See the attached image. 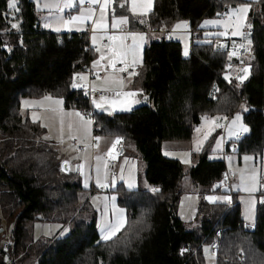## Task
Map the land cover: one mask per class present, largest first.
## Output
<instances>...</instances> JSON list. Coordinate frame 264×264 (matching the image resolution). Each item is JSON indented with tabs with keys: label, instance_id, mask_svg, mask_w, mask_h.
<instances>
[{
	"label": "trees",
	"instance_id": "1",
	"mask_svg": "<svg viewBox=\"0 0 264 264\" xmlns=\"http://www.w3.org/2000/svg\"><path fill=\"white\" fill-rule=\"evenodd\" d=\"M241 3L251 5L252 41L250 74L242 84L237 80L242 70L229 71V80L223 77L238 60L211 41L204 42L198 27L202 19ZM17 7L20 11L14 12L8 0H0V204L13 224L6 250L0 232V264H16L28 257L35 264H207L205 243L218 245L214 247L217 264H244L234 260L240 248H251L264 264L262 200L252 229L243 226L235 194L231 201L204 200L205 193H225L220 188L225 164L208 157L218 131L201 150L192 151L193 164L187 169L161 152L164 141H191L202 117H230L238 111L250 131L238 140L237 153L261 152L264 0H154L143 27L167 30L178 20L189 21L190 52L184 56L177 40H150L143 48L142 65L134 70L138 75L131 81L148 97L147 102L128 112L93 113L94 135L122 137L134 145L145 162L146 180L159 189L129 190L119 185L115 191L126 209V224L107 241L100 239L95 211L83 194L86 189L79 179L62 172L54 141L46 139L45 129L21 108L22 99L43 96L61 97L64 108L86 107L80 90L72 87V78L97 53L86 33L56 34L41 26L33 1L18 0ZM16 22L19 28L13 29ZM242 105L249 110L243 111ZM187 176L200 197L199 224L189 230L177 214L181 181ZM261 195L264 198L263 191ZM37 220L61 222L69 232L36 241L27 225ZM4 255L11 258L9 263Z\"/></svg>",
	"mask_w": 264,
	"mask_h": 264
},
{
	"label": "rangeland",
	"instance_id": "2",
	"mask_svg": "<svg viewBox=\"0 0 264 264\" xmlns=\"http://www.w3.org/2000/svg\"><path fill=\"white\" fill-rule=\"evenodd\" d=\"M34 3L35 10L39 14V22L50 25L48 28L51 29L52 32L56 34L60 33H86L89 38V42L92 47L95 49L96 53L105 54L104 46L102 45V39L104 36H108L103 34V31L108 29H97L95 32L96 42L93 44V22L91 20L85 22L84 24H66L65 21L69 19L71 16H77L80 14L81 8L86 9L83 5L81 6L79 3H74L72 8H66L63 12H60L56 9L55 5L57 3L60 4V7H63L64 0H47V2L52 6L50 9L38 7L36 0H31ZM45 0H41V4H43ZM102 2V0H101ZM247 4V3H241ZM238 5V6H239ZM92 6V5H91ZM9 8V7H8ZM91 8V7H90ZM112 17H113V10H114V2L110 5ZM129 8V5H128ZM129 11V10H128ZM130 12V11H129ZM100 14V7L93 16V20L98 19ZM70 15V16H69ZM148 15V14H147ZM145 15V16H147ZM105 16L106 20L105 23L108 22V11L105 9ZM116 16V15H115ZM227 17H220V18H206L202 21V24L205 20H222L227 21ZM113 21V19H112ZM111 21V24H112ZM179 23V22H177ZM176 23V24H177ZM126 32L120 33L119 38L124 39H117L114 44V49L118 48L121 44L126 45L125 38L128 39L127 45H132L133 37L128 36L127 33L134 32V33H142L144 34V41L140 43V47L137 50V55L133 57L131 54L128 56V61H132L134 58L136 59L137 63L134 66V70L137 72L138 68L142 65L143 60V47L146 41V32L145 31H138V30H128L126 26ZM204 27L214 28L215 33L221 32H228V35H220L223 38H235L240 39L242 44H246V41L241 37H233L231 32L234 30L233 27L229 26L225 28L223 24L217 25H207ZM60 28V31L57 32L55 29ZM112 28V27H111ZM80 29V30H78ZM113 29V28H112ZM119 29V28H117ZM231 30V32H229ZM243 32L248 33L247 27L245 26L242 29ZM173 30L166 31L165 36L177 37L181 40L182 50L184 52L185 46H187L188 51L190 52V43H189V35L185 34H178L174 36ZM137 42L139 43V37H136ZM236 48L235 52L240 59V66L233 65L230 69L227 68L228 71L223 73V77L229 80L230 72L234 70H242L245 67H248L247 63L249 61V53H247L243 48L240 46ZM99 48L100 51L96 49ZM234 50H230L228 54L230 55L231 52ZM244 60L243 62H241ZM134 71V73H135ZM230 71V72H229ZM243 72V71H242ZM238 75V71L236 72V76ZM245 75L243 72L242 76ZM240 76V75H238ZM237 76V77H238ZM107 78V79H105ZM115 79L117 81L123 80V85L120 83H113L112 80ZM133 76L122 77L120 74H109L105 73L102 79H93L92 86L100 91L106 93H114V97H108L109 101L117 100V101H124L126 99H132L129 97H125L123 95L116 96L117 92H139L141 89L139 87H135L131 85V81ZM104 89H107L105 91ZM144 94L135 97V99H143ZM46 97V96H43ZM52 97L51 100H43L35 98H27L21 100V108L23 110L30 109V118L32 121H37L39 124L45 129L46 133L44 137L51 139L55 142L58 157L60 159L61 165L63 162H67L68 167H70V171L72 174L75 175L77 179H79L81 185L86 189L83 192L84 197L88 198L89 204L91 208L95 211L96 216V227L99 233L100 239H102V232H101V225L107 224L109 222L116 223L117 219L119 218L124 226L126 224V209L121 206L117 201V192L115 191L118 186H122L126 189L133 190V189H148L152 190L154 187L146 180L144 176L145 172V162L140 158L136 148L131 143H127L121 141L119 144L116 145L115 149H112V145L115 142L117 136L107 135V136H97L93 133V123L91 125H85L81 120L80 117L76 116L75 113L79 112V110L75 108H64L62 105H57L54 103L55 100H62L63 99L59 96H50ZM25 101L29 102L25 105ZM93 104V103H92ZM143 104V103H141ZM141 104H136L134 107L139 106ZM94 106V105H93ZM34 107H38V110H34ZM133 107V108H134ZM96 110L98 109L94 106ZM105 108H109L110 113H117V112H128V111H120L117 106H114L111 103H106ZM52 109H55L53 111ZM62 109V111H61ZM238 112H234L233 115L227 117L228 119H222V121H226V129H225V136L224 139L229 141L228 139L231 136L229 132V121L233 116H235ZM33 114H35L38 119H33ZM215 117V116H213ZM212 117V118H213ZM220 117V116H219ZM85 119H91V117H85ZM63 122V123H61ZM93 122V120H92ZM69 124L72 125V128H69ZM213 127L212 119L208 120H200L198 128L194 130L193 139L191 141L182 142V141H164L161 146V152L165 157L174 158L179 160L184 167L187 169L193 164V158L191 151H196L199 142H205L206 139L202 140L199 137H203L206 132ZM61 128H63V135L61 136ZM200 129V131H197ZM217 132L216 129L211 131V134L208 136L210 138L211 135ZM199 133V136H197ZM71 137H76V139H71ZM99 137L100 139L97 141L95 138ZM222 138V137H221ZM234 138V137H232ZM220 140L219 135L216 136L215 140L210 144V148L213 150L216 148L217 141ZM221 150L223 144V138L221 139ZM72 141H76L78 144L82 145L84 148L82 151H77L75 147L72 145ZM93 143V145H92ZM112 149V155H108L109 150ZM208 153L209 159H217L219 157V151H213ZM171 153V155H165V153ZM245 156L253 157L252 160L246 161L244 159ZM101 157L99 161L95 158ZM115 157V158H113ZM231 159H227V169H230L233 172L234 177L229 180V185L227 183L221 181L220 188L222 191L231 192L237 196V200L240 203V213L243 219V226L245 229H252V227H247L250 223L249 220L245 219V215L249 210H252L254 214V221L256 218V207L258 201L262 200L261 192H264V185H262L261 180L264 178V146L260 153L255 155L253 152H244L242 154H231ZM187 160L189 163H184ZM114 162L115 169L117 170V175L111 176L109 172V163ZM107 164V167H105ZM83 165L81 169L80 166ZM97 167L99 168V172H97ZM63 169H66L62 165ZM243 175V180L241 176ZM97 179L101 184H107L108 187L101 188L97 185ZM114 183V187L112 186ZM85 182H87V187L85 186ZM132 184L133 187L129 188L128 185ZM255 186L258 190L254 193H249L244 191V188H250ZM181 189L182 193L179 197L178 204H177V214L183 220L184 225L187 230L196 227L199 224L200 217L198 215V205L200 197L195 193L194 187L189 181V177H184L181 181ZM221 191V192H222ZM225 193H205L204 200L209 203L225 201L223 199H216L210 200L209 197L215 198H222L226 197ZM115 198L114 200L112 198ZM1 199V194H0ZM254 202V203H253ZM118 210H123V212H119ZM13 228L12 220L8 219L2 209L0 204V232L2 231V236L0 238L4 239L1 241V246L4 241L9 243L11 231ZM27 230L29 232V236L32 237L34 240H44L51 238L53 236L59 235L64 236L69 232V227L64 225L58 221H42L37 220L31 222V225H27ZM219 232L217 230V240ZM103 240V239H102ZM216 242V241H215ZM212 243H205L202 246L203 256L207 264H217V258L219 257L216 254L215 248L218 246H213ZM215 247V248H214ZM207 249V251H206ZM218 256V257H217ZM234 260L236 262L243 261L244 264H263L260 263V259L262 258L261 255H257L251 248H240L235 253ZM227 257L223 256V260H226ZM11 258L8 255H4V261L9 263ZM222 260V259H221ZM33 259L28 257L20 262H16V264H35L32 262Z\"/></svg>",
	"mask_w": 264,
	"mask_h": 264
},
{
	"label": "snow or ice",
	"instance_id": "3",
	"mask_svg": "<svg viewBox=\"0 0 264 264\" xmlns=\"http://www.w3.org/2000/svg\"><path fill=\"white\" fill-rule=\"evenodd\" d=\"M114 2V0H64V4L63 7H60V4L57 3L55 5L56 9L60 12H63L64 9L66 8H72L74 6V3H79L81 6L84 5L85 3L90 4V5H99L100 7V16L98 19L93 20V16L95 15V8H88V9H83L81 8L80 10V14L77 16H71L67 21H65L66 24H84L85 22L91 20L93 22V44H95L96 42V36H95V32L97 29H105L107 28V24L105 23L106 20V16H105V9L108 8L109 5H111ZM36 3L38 5V7H42V8H48L50 9L52 6L47 2V0H45V2L43 4H41V0H36ZM153 3L154 0H124L123 3H121L119 6L120 7H125L130 5V7L128 8V10L130 11V13L132 14L133 17H142L147 15L149 12L152 11V7H153ZM18 4V0H8V7L10 9H13L14 12H19L20 9L17 7ZM251 5L250 4H242L239 5L235 8H231L229 9L228 12L226 13H218V16H226L228 19L227 21H222V20H205L203 22V24L201 25V27L207 26V25H217V24H223L225 26V28H228L229 26L233 27L234 30L231 32V35L233 37H241L242 39H244L246 41V44H242L240 45L241 48H243L247 53H251V45H252V41L250 39V31L248 33H245L242 31V29L246 26L249 30L251 29V25L247 24V14L250 11ZM129 22V17L128 16H121V17H115L114 14V10H113V21L111 24V27L113 29H117L120 28L121 25L127 24ZM138 22L140 23H144L145 21L143 19H140ZM45 27H49L50 25L45 24ZM11 27L13 29H18L19 28V22L16 23H12ZM188 27V23L187 21H181L179 23H177L174 28H173V32H175L177 29H181V28H187ZM57 32L60 31V28L55 29ZM80 30V29H78ZM128 36H132L133 37V43L132 45H123L121 44L118 48L116 49H112L109 48L108 51L112 53V57H109V66L112 68L113 70V74H115L116 72H127L128 68L130 66H135L137 61L134 58L132 61H128V56L131 54L133 57H135L137 55V50L140 47V43H142L144 41V34L142 33H134V32H129L127 33ZM216 35H228V32H221V33H216ZM136 37H139V43L136 40ZM108 39L110 41H114L117 39H124L122 38H118L115 36H109ZM221 47H223V45H221ZM97 51H100L99 48L96 49ZM184 56H188L189 55V51L187 46H185L184 52H183ZM237 52L233 51L230 53V58L231 56H236ZM105 57L103 55H101V60H103ZM118 62L124 63V67L122 68H117L116 64ZM94 66L100 63V60L94 61ZM108 66H105V69H107ZM242 71L245 73V75L243 76H238L237 79L240 81V83L242 84L244 82V80H246L248 78V75L250 74V66L249 67H245L244 69H242ZM133 75H138V73H134V72H129V76H133ZM79 76L80 79H85V77L82 74H76V76L73 77V83H72V87L73 88H80L82 87L81 84L76 82V77ZM97 78L99 79V74L97 73ZM107 79V78H105ZM113 83H120L121 85H123V80H112ZM239 86V85H238ZM93 91H96L97 89L93 88ZM105 91H107V89H104ZM86 95L88 94L87 92L85 93ZM142 90H140L139 92H117L116 96H120L123 95L125 97H129L132 99H126L124 101H117V100H112L109 101V98L107 96H101L99 97V100L97 99H93L92 103L93 105L98 108L101 109L103 111H108L107 108H105V104L106 103H111L114 106H117L119 108L120 111H132L134 105L136 104H141V103H146L148 100L147 96H143V99H135V97L142 95ZM45 100H51L52 97L50 96H46L44 97ZM25 105H27L29 102L25 101L24 102ZM55 104L57 105H62L63 101L62 100H55L54 101ZM243 111H248L249 109L242 105L241 106ZM53 111H55V109H52ZM62 111V109H61ZM76 116L80 117V120L85 124V125H91L92 124V120L91 119H85V115L86 114H81L79 112L75 113ZM33 119L36 120L38 119V117L33 114ZM208 117H202V120H208ZM212 122H213V127L209 130V132L205 133V139L208 138V136L211 134V131H214L215 128H219V127H225V125H221L218 123H215L216 120L219 119H225L227 120V117H213L211 118ZM63 123V122H61ZM229 132L231 134V136L235 137L236 139H239L242 135L248 133L250 131L249 127L247 125H245L243 123V117L241 115V113H237L235 116H233L231 118V120L229 121ZM69 128H72V125L69 124ZM197 131H200V129H197ZM63 135V128H61V136ZM71 139H76V137H71ZM47 139V137H46ZM97 141L100 139L99 137L95 138ZM122 137H117L115 142L112 145V149L116 148V145L119 144L122 141ZM202 141L199 142V145L197 147V151L200 150V146H202ZM221 143L222 140H218L217 144H216V148L213 149V151L218 150L221 147ZM112 149L109 150L108 155H112ZM165 155H171V153H165ZM115 158V157H113ZM97 161H99L101 159V157H96L95 158ZM229 159H231V157H229ZM244 159L246 161L248 160H252L253 157L250 156H245ZM67 163V162H65ZM184 163H189V161L185 160ZM105 167H107V164H105ZM80 168H83V165L80 166ZM97 172H99V168L97 167ZM241 179L243 180V175L241 176ZM114 181L112 186L114 187ZM97 185L101 188L104 187H108L109 185L107 184H101L99 182V179H97ZM85 186L87 187V182H85ZM129 188L133 187V185L130 183L128 185ZM153 191H159V189H152ZM246 192L249 193H254L256 192L258 189L253 186L250 188H244L243 189ZM113 200L115 199L114 197L112 198ZM208 199L210 200H216V199H223L225 201L229 200V197H222V198H215V197H209ZM254 203V202H253ZM261 203H264V200L261 201ZM119 212H123V210H118ZM245 219L249 220L250 223L248 225H246L247 227H254V214L252 212V210H249L246 215H245ZM124 227V223H122L120 221V219L118 218L116 223H107V224H102L101 225V232H102V239L107 241L112 239L113 237L116 236V234L118 232L121 231V229ZM207 251V249H206Z\"/></svg>",
	"mask_w": 264,
	"mask_h": 264
},
{
	"label": "built area",
	"instance_id": "4",
	"mask_svg": "<svg viewBox=\"0 0 264 264\" xmlns=\"http://www.w3.org/2000/svg\"><path fill=\"white\" fill-rule=\"evenodd\" d=\"M84 6H91L90 4L85 3ZM96 6V5H95ZM98 6V5H97ZM124 28L122 26H120L119 29L116 30H108L107 32V37L102 39V45L104 46L105 49V54H96L94 58H92L91 60L88 61L87 65L83 68V71L78 73V74H82L85 79H80L79 76L76 77V82L81 84L82 87L78 88L80 90V94L81 96L86 99V103L87 106L84 108H81L79 111L81 114H86L85 117H91L93 116V113L95 112V108L92 104V100L95 98L97 100H99V97L101 96H114V93H106L100 90H96L93 91L92 89L94 88L92 86V80L93 79H98L97 78V73L99 74V79H102L104 77L105 73H109V74H113V70L112 68L109 66V57H112V53L108 51L109 48L114 49L113 44L114 41H110L108 39L109 36H115L119 38V33H124L125 34ZM89 40V38H88ZM125 41L128 42V39L125 38ZM89 45L92 46L89 42ZM101 55H103L105 58L103 60H101ZM100 60V63L94 66V61ZM105 66H108L107 69H105ZM117 68H122L124 67V63L118 62L116 64ZM129 72H134V68L132 66H130L128 68L127 72H116L118 74H120L122 77H127L129 75ZM76 76V75H74ZM73 76V77H74ZM72 83H73V78H72ZM88 93L87 95L85 93ZM215 117H219V116H215ZM215 123L221 124V125H225V127H219L216 128V130L218 131V134L223 138V144H222V150H221V156H222V160L223 162H225L231 154H235L238 151V140H240L243 135L239 138L236 139L235 137L229 141H226L224 139L225 136V129H226V121H222V119L216 120ZM72 145H74L76 148L81 149L82 145L78 144L76 141H72ZM109 172L111 176H114L117 174V170L115 169V165L114 162H110L109 163ZM221 178L223 180V182L227 183V185H229V180L231 179V177L233 176V172L230 169H224V171L221 174ZM262 185H264V178H262L261 180ZM226 197H229V200L227 201H231L232 200V193L228 192L226 194ZM262 200H264V198H262ZM9 243H7L6 241H4L2 243V249H7Z\"/></svg>",
	"mask_w": 264,
	"mask_h": 264
},
{
	"label": "crops",
	"instance_id": "5",
	"mask_svg": "<svg viewBox=\"0 0 264 264\" xmlns=\"http://www.w3.org/2000/svg\"><path fill=\"white\" fill-rule=\"evenodd\" d=\"M246 1H257V0H246ZM124 2V0H114V14L116 15L115 17H121V16H128L129 17V22L127 23V24H124V26H126L127 27V29L128 30H138V31H145L146 32V41H145V43H144V46L150 41V40H159V39H161V38H163V37H165L166 39H173V40H177V41H179L180 43H181V40L179 39V38H177V37H171V36H165L164 34H165V32L166 31H172L173 30V28H174V26L176 25V23L177 22H181V21H186V20H178V21H176L174 24H172V26L170 27V28H168L167 30L164 28V29H158L157 31H155L154 29H151V28H149V27H143L144 25H145V22H146V16H142V17H133L132 16V14L128 11V6H125V7H120L119 5L121 4V3H123ZM84 6V5H83ZM238 5H236V6H230V7H228L227 8V10L224 12V13H226V12H228L229 11V9H231V8H235V7H237ZM85 7V6H84ZM95 8V13L97 12V10L99 9V5L97 6H95V5H92V6H86L85 8L86 9H88V8ZM129 7H130V5H129ZM107 11H108V22H107V25H108V29H106V30H104L103 31V34H105V35H107V32H108V30H116V29H112L111 28V21H112V19H113V17H112V12H111V8H110V5L108 6V8H107ZM38 16H39V14H38ZM70 16V15H69ZM99 16H100V14H99ZM98 16V17H99ZM216 18H220V17H224V16H215ZM70 18V17H69ZM209 18H214V17H209ZM140 19H143L145 22L144 23H140V22H138ZM204 19H206V18H204ZM204 19H202L200 22H199V25H198V27H199V29H202V35L200 36V37H203V41L204 42H209V41H211L213 44H214V46H216L217 48H220V49H225L226 50V52H227V55L230 57V55L228 54V52L232 49V50H236V48H238L239 49V47H237V46H240V43H242L241 42V40L240 39H235V38H223L222 36H220V35H216V33L214 32L215 31V29L214 28H208V27H201V25H202V21L204 20ZM68 20V19H67ZM138 23V26L136 27V26H133V25H135V23ZM40 23V22H39ZM187 23H188V27L185 29V28H181V29H177L175 32H173L172 34L174 35V36H176V35H178V34H185V33H187L188 35H189V43H190V45H191V36H192V30H191V28H190V25H189V21H187ZM45 24H46V18H45ZM45 24H42L41 23V26H43L44 28H46V29H49L48 27H45L44 25ZM247 24H249L248 23V14H247ZM123 27V26H122ZM49 30H51V29H49ZM124 30H125V28H124ZM214 30V31H213ZM247 32H251V30H249L248 28H247ZM126 32V31H125ZM229 32H231V30L229 31ZM66 33H71V32H66ZM120 34V33H119ZM120 36V35H119ZM106 36H104L103 38H105ZM250 37H251V33H250ZM117 40H115L114 41V44H115V42H116ZM125 43H126V45H127V43L128 42H126L125 41ZM114 44H113V47H114ZM221 45H223V47H221ZM144 48V47H143ZM190 48V47H189ZM105 50V49H104ZM182 52H183V50H182ZM99 54V53H98ZM249 57H250V54H249ZM231 58H236L237 60H238V64H237V66H240L242 63H240V59H241V57L239 58L238 56H231ZM244 60H242L241 62H243ZM98 80V79H97ZM238 80V79H237ZM93 81V80H92ZM239 81V80H238ZM107 97H114V96H107ZM43 98V100H45L44 99V97H42ZM42 98H40V99H42ZM39 98H35V100H38ZM39 108L38 107H34V110H38ZM25 111H27L28 112V115H30L31 116V114H30V109H26ZM209 119H210V121H211V118L212 117H208ZM196 128H198V126H196L195 127V129ZM194 129V130H195ZM216 129V128H215ZM216 133V132H215ZM193 135H194V131H193ZM193 135H192V138H191V140L193 139ZM217 135H219V134H217L216 133V136ZM197 136H199V133H198V135ZM205 135L203 136V137H199V138H201L202 140H204L205 138ZM219 137H220V140L222 139L221 138V136L219 135ZM226 137V136H225ZM233 137V136H232ZM232 137H230L228 140H231V139H233ZM54 144H55V142H54ZM92 145H93V143H92ZM202 145H203V143H202ZM55 146H56V144H55ZM74 146V145H73ZM75 147V146H74ZM201 147L202 146H200V150H201ZM57 148V147H56ZM83 146H82V148L81 149H78V148H76L75 147V149L77 150V151H82L83 150ZM211 148L209 149V151H208V153H211ZM217 151H219V157L217 158V159H221L222 160V156H221V148H219ZM212 152H213V150H212ZM191 154H192V151H191ZM236 154H238V153H236ZM223 161V160H222ZM227 161L228 160H226L225 162H224V164H225V169H227L226 168V166H227ZM68 164L69 163H65V162H63L62 163V165L65 167L66 166V169H63L62 168V165H61V162H60V165H61V170H62V172H65V173H69V174H72L71 173V171H70V167H68ZM117 175V174H116ZM73 178H77L75 175H71ZM234 176V175H233Z\"/></svg>",
	"mask_w": 264,
	"mask_h": 264
},
{
	"label": "water",
	"instance_id": "6",
	"mask_svg": "<svg viewBox=\"0 0 264 264\" xmlns=\"http://www.w3.org/2000/svg\"><path fill=\"white\" fill-rule=\"evenodd\" d=\"M107 109H108V111H103V112H105L106 114H109L110 110H109V108H107Z\"/></svg>",
	"mask_w": 264,
	"mask_h": 264
}]
</instances>
